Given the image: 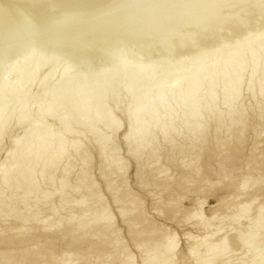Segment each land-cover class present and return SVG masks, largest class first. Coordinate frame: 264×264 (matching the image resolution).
Here are the masks:
<instances>
[{"label": "bare ground", "instance_id": "obj_1", "mask_svg": "<svg viewBox=\"0 0 264 264\" xmlns=\"http://www.w3.org/2000/svg\"><path fill=\"white\" fill-rule=\"evenodd\" d=\"M164 4H166L167 7H171L174 4H177V6L171 7L168 13H158L155 7ZM11 24H15L24 30V39L19 44L9 39L10 37L8 35L11 30L8 27ZM157 26H161V28L154 30L153 28ZM262 38H264V0H0V66L8 62L10 63V61L14 63V60L16 65L17 61H23L29 58L30 55H35L34 52H36V50V53H41L39 55L43 53L45 58L50 56V58L52 57L61 60V62H65L66 71L64 73L69 71V68H72L74 74L71 72L73 75L69 77L66 75L67 78L65 77L66 79L60 83V86L57 87L58 84H56L55 87H57V90L52 97L56 96L55 99L60 98V100L66 99V101L64 100L66 102H64L66 104V111L68 113L71 112V115L75 116L72 118V122L75 124H86L89 114L93 111H89V107L91 106L89 102L91 98L86 94L100 96L105 92V90L100 89L101 86H98L101 83V78L99 79V76L105 77L104 82L106 88H111L116 77L115 68L118 62H125V67L131 70H129L128 73V82H126V84L128 83V85H130V90L138 86L140 81H142L141 84L143 83L145 79V67L149 65L152 66L151 64L155 67L156 64L154 65V63H163L167 65L168 69L165 78L162 79L163 81L161 83L159 82L160 84L155 88L158 92L159 99L156 98L158 100H152V94L155 92L153 90L154 88L152 89L150 84H147L146 81H144L146 83L142 84V86L146 87L145 92L143 96L141 94V98L139 97L140 103L134 111V117L132 119L133 127H131L132 132L129 133V137H126L127 140L131 141L132 139L135 143V146L132 148L135 153L144 156V152L149 150L150 152L148 151L149 154H147L150 155V158L157 155L156 151L158 150L154 147V141L158 139H162L161 141L167 143V145L169 144L171 148L179 152H184L188 147H195L198 143H206L205 131L208 123L214 124L216 144L220 147L229 146L232 141L231 139H233L234 132L235 134L237 132L235 128H242L245 122H247V110L243 109V106L241 108L234 107L232 104L235 98L232 97H226L227 100L223 98L227 105V108L224 107L226 110H218L219 108L217 109L216 104H218L219 99L222 98L221 95H223V97L226 95L222 92H226L230 87H233L231 92L233 91L235 95L238 96L241 94L240 89L242 85L240 84L243 78L242 74L247 67V65H243L246 61L242 63L244 59H242L241 55H243L244 52L246 53V51L251 55L248 56L252 57L250 62V83L248 82L249 80L247 81L249 84L248 87L252 89L254 82L258 80L259 85L256 94L262 97V99L264 98V59L260 60L259 57L258 60L257 57H253L254 50L256 49L253 47V44L255 41H259L262 42L261 44L258 42L259 45L263 46V41H260ZM248 40H251V43H253L252 46H247ZM259 47L260 46H258V48ZM191 48L195 49V52L192 54H185V51ZM224 51H226V54L223 56L221 53ZM174 54L179 55L176 58L173 56ZM243 56V58L246 57L245 55ZM34 57L35 56H33V58ZM166 58H169V60H165ZM30 59L32 58L30 57ZM173 59H180L178 60V62L180 61L179 66L181 65V67H179L180 69L183 68L182 65L189 64L191 65L189 67L191 70L183 72L181 75H178V72L175 74V71L179 70V68L177 66L176 69L172 68V64L175 63ZM47 61L48 60H46V64ZM260 61L263 62H261L262 65L259 63ZM28 62L29 61L25 62V64ZM215 64L219 66L217 65V67ZM21 65L23 68V64ZM260 65L261 67H259ZM8 66L10 65H7V67ZM27 68L30 69L28 66L24 67L22 70L25 71ZM19 69L21 70V68ZM28 69L26 71H28ZM20 73L19 71L15 72L17 75ZM23 74L24 73H21L20 75L22 76ZM172 76H174L175 79H173ZM73 77L76 79L74 80ZM202 77L205 79L203 80ZM20 79L22 80L21 77ZM21 80H19V82ZM23 80L25 79L23 78ZM169 83H171V85ZM88 85L91 87L87 88ZM167 85L170 86L166 87ZM202 87H204V91L202 90L203 92L199 90ZM220 88L223 91H221ZM217 89L221 91V95L219 94L220 91L217 93ZM51 91H53V89ZM228 93V96L231 95V93ZM4 94H6L5 90ZM219 96L221 98H219ZM231 98L233 99L232 101L230 100ZM60 100L58 99V101ZM103 100L104 99H102V101ZM52 102L53 100L49 105H51ZM64 103L63 106H65ZM93 103L95 104V102ZM59 104L61 103L59 102ZM97 106L96 111L93 112H96V116H98V114L101 115L99 111L104 109L105 104L101 102L97 104ZM45 110L50 111L51 109H49L48 106ZM259 111H261L260 108ZM151 115H154V117H149ZM21 117L22 116H20V118ZM107 117L113 123L119 121L117 120L118 118L112 114H109ZM92 119L93 118H91V120ZM158 125L160 126L157 127ZM243 128L245 130V126ZM43 129L30 131V133L27 132L28 136L26 135L23 141L24 146H22L21 150L15 151L16 156L14 157V163L12 165H5L4 163L1 165L0 178L4 180L5 185L9 188L16 189L15 192L20 191L19 194L10 191L12 194L11 196L8 195V197L11 198L7 202V197L5 198L4 196L6 192L3 188V196L6 200L5 205L0 208V214L3 215V218L5 217L6 219L8 218V220L11 219L26 224L28 221H38L41 219L46 209L52 210V213L54 212L53 218H55L56 212H59V210H57L59 207L60 210H67L66 207L71 203L78 207V205L80 206L83 204L86 198L83 196L81 200H77L71 196L72 193L81 192L84 182H88L89 184L92 182L90 181L91 179L88 178L87 171H84L85 169L83 170L82 168L81 172H78L79 177L76 176L78 179L77 185H71L68 180L65 179L67 177L65 173V178L59 179L60 182H58V184H60L55 190L57 194H60L59 204L57 203V206L59 205L58 207H55L53 200L52 202L50 201V198H52L51 196L55 192L53 191L54 193H51L49 190L43 191L40 187L39 181L36 178L38 166H42L39 173L41 174L40 176H42L41 178H47L50 182L53 181L55 178H53L54 170L58 169L60 158L63 157L65 153H68L66 146L69 144V142L63 138L62 142H59L57 147H51V142L56 138L54 137L56 134L49 126H44ZM3 133L4 132H1L0 134ZM144 134L150 135L148 137L151 138L149 140H144ZM98 137L99 136H97V138ZM57 139L61 138H56L55 140ZM96 141L105 143L104 139L101 137ZM180 142L183 145H181ZM70 143L73 148L76 150L78 149L77 141ZM197 150L198 149H196V151ZM190 152L191 150L189 153ZM192 155L194 156L195 154ZM186 157L187 155L185 158ZM193 162L190 161L183 166L190 172L192 171L198 174V166L196 167ZM255 165L257 166H254V168L257 169L258 167V169H261L264 163L256 162ZM122 168L125 167H121L120 169ZM162 172L165 173L164 171ZM154 178L157 180L156 177ZM154 178L150 181H156ZM166 179H164L165 181H161V185L164 187H168V179ZM248 183L249 180L246 179V181L242 183V187H246ZM90 185L89 189H92L95 184L92 182ZM109 186V188L114 191L116 190L115 186L113 187L111 184ZM0 191V193H2V190ZM87 194H89V192H87ZM90 194V197L93 199V207L96 206L98 210L93 209L92 206L89 205L87 208L83 207L84 210L81 208L82 211H79L80 213H75L74 211L70 213L67 212L69 214L64 217L58 213L57 215H59V217H56L57 222L54 221V224L49 223L45 228L47 226L51 228L60 226L64 222L70 221V223L73 222L74 224H72V226L70 225V230L68 228V232L74 237L79 233H84V231L90 227V221L94 219L97 220V222L106 221L108 223L103 228L98 229L100 232H106L109 227H112V220L114 217L99 193L92 191ZM252 204L242 205L240 208L241 210L239 209L240 214H235L232 219L240 220L241 215L244 216L249 214ZM261 206L256 209L253 214L254 216L249 218L247 227L241 232H236L237 235L233 238L224 235V237L214 241L215 232L201 239H196L189 234L188 238L194 241L192 246H190V254L193 255L196 264H234L232 254L236 252L235 249H233L235 246L236 248L239 246L245 247L248 251V253L246 252L247 254L252 252L257 254L256 258L248 264H264V215L262 214L264 208ZM121 213L125 215L124 210H122ZM193 214L192 217L203 215L202 206L200 212ZM133 220H131L130 223H133ZM211 221L203 218L202 225L206 228H210L212 227ZM95 222L96 221H94V223ZM133 228L132 230H134ZM24 230L25 229H23V231ZM20 232V234H16L14 237L1 238L0 245H16L27 241L31 237L29 233H22L21 230ZM137 234L140 235V233ZM44 240L48 241L50 238L47 237L44 238ZM177 242L176 233L173 232V234L169 235L164 241H162V238L153 237L148 239L147 244L153 247L156 257H161L160 250L162 247L166 251L172 252L174 249H177ZM50 243L51 240L46 245ZM45 246L39 249V251L41 250L39 255L53 260L54 255L46 250ZM201 247H204L203 252L200 250ZM0 257V264H19L18 258L10 256L8 253L1 252ZM166 258L167 259H164L159 264H164L165 260L173 261L175 257L173 254H170ZM240 264L244 263L240 262Z\"/></svg>", "mask_w": 264, "mask_h": 264}, {"label": "rangeland", "instance_id": "obj_2", "mask_svg": "<svg viewBox=\"0 0 264 264\" xmlns=\"http://www.w3.org/2000/svg\"><path fill=\"white\" fill-rule=\"evenodd\" d=\"M176 6L177 4H174L171 7ZM171 7H167L166 4H164L155 7V10L158 13H168ZM8 28L11 30L8 35L10 37L9 39L19 44L24 39V30L15 24H11ZM160 28L161 26H157L153 29ZM261 40L264 43V38L260 39V41ZM255 42L253 44L251 40H248L247 46H252L253 44V47L256 49L258 46L263 47H259L260 49L258 48L257 51L255 49L253 55V57H257L258 60L259 57L260 60H263L264 45H259V43L261 44L262 42ZM36 52H34V58L30 55L32 59L29 57L23 60L24 62L22 60L17 61L16 65L14 60V63L11 61L10 63H6L10 65L8 67L6 64L0 66V133L4 132L0 134V172L3 163L5 165H12L14 163L16 152L22 149V146H24L23 141L30 131H38L37 129L42 130L44 126H49L56 134L54 137L61 138L57 139L58 141L54 138L51 142V147H57L58 143L62 142L63 138L69 142L68 146H66L68 153L63 155L64 158H60V165H58V169L55 168L56 170H54L53 178H55L53 181L55 183L53 181L50 182L47 178L45 179L43 177L45 180L41 178L42 176H40L41 174L39 173L42 166H38L39 169L37 168L36 170L38 172L36 178L43 191L49 190L51 193L55 192L51 196L52 198H50V201L52 202L53 200L55 207L59 206H57V203L59 204L60 194H57L55 190L60 184H58V182L65 178V174H67L65 179H67L71 185H77V177H79L78 172L85 169L84 171H87L88 178L95 184L92 189H89L92 182L90 184L84 182L81 192L78 191L75 194H71L72 198L77 200H81L83 196L86 197L83 204L77 207V205L75 206V204L71 203L72 205L69 204V206L66 207L67 210H60L59 207L57 209L59 210V215L64 217L73 211L78 213L84 210L83 207L87 208L89 205L92 206L93 209H97L96 206H94L95 208L93 207V199L90 197V193L96 191V193L102 196L114 218L112 220V227H109L106 232L98 231V229L108 224L106 221L97 222V220L92 219L90 221L92 224L90 223V227H88L84 233L82 232L72 237L68 231L70 230V225L72 226V224H74L73 222H64L60 226L52 228L47 226L48 228H45L47 224H54V221L57 222V218L59 217L56 212L55 218H57H53L54 212L52 213L50 209L44 211V218L43 215L41 217L42 220L28 221L26 224H22L20 221L8 220V218H3V215L0 214V239L3 237H14L16 234L21 233L20 230L22 233L25 232L31 235L27 241L16 245H0V253L5 252L10 256L18 258L19 264H159L164 259H167L166 257L170 254L174 255V260H165L164 264H196L193 255L190 254V246H192L194 241L188 238L189 234L196 239H201L215 232L214 241L224 237V235L233 238L237 235L236 232H241L247 227L249 218L254 216L253 214L258 207L262 205L261 207L264 208V166L261 169H258V167L257 169L254 168V166H257L255 165L256 162L264 163V98L262 99V97L256 94L258 92V80L254 82L252 89L248 87L251 73L250 62L252 60V57H249L251 56L249 55L250 53L248 54L247 51L246 53L244 52L243 55L246 56V59L241 55L242 59H244L242 63L246 61L243 65H247V69L245 68L242 74L243 78L240 84L242 85L240 89L241 94L237 96L233 91L231 92L233 87L227 89V91L230 90L228 91L229 93L227 91L224 92L220 88V90L223 91L222 93L226 94L223 97L221 91L217 89V93L220 91L219 94L221 93L220 95L222 97L219 96L221 99H219L218 104H216L217 109L219 108L218 110H226L225 108H227V105L224 102L227 100L226 97L235 98L232 104L234 107L241 108L243 106V109L247 110V122H245L244 125L245 130L243 128L244 126L242 128H235L237 132L236 134L234 132L235 137L233 136V139H231L232 144L230 143L227 147L218 146L216 144V135L214 134V124L208 123L207 125L210 127L206 125V143H198V147L197 145L195 147H188L191 150L190 153L188 148H186L184 152L175 151L169 144L167 145V143L161 141L162 139H158L154 141V147L158 150L156 151L157 155L150 158V155H148L150 152L149 150L144 152V156L135 153L134 149H132L135 143L132 139L131 141L127 140L126 137H129V133L132 132L131 127H133L132 119L134 117V111L140 103L141 94L143 96L145 92L146 87L142 86V84L146 82L150 84V87L152 89L154 88L153 90L155 91L152 94V100H158V92L155 88H157V85L165 78L168 69L167 65L163 63H154V65L156 64L155 67L153 64H151L152 66L149 65L150 67H145L144 78L146 80L144 79L142 84V81H140L138 86L132 88L133 92L130 90V85H128V83L126 84V82H128V73L130 69L128 70V68L125 67V62H118L115 68L116 77L111 88L108 87L107 89L104 82L105 77L99 76V79L101 78V83L98 86H101V90H105V92L101 94L103 97L101 95L95 96L94 94H86L91 98L89 102L91 104L89 111L93 110L92 112L90 111L91 113L88 111L90 113L88 119L90 120L87 119L86 124H75L72 122V118L75 116H72L71 112L68 113L66 111V99H64V101L60 100V98H56V100V96L52 97L55 95L54 92H56V88L67 78L66 75L68 77L73 75L74 70L69 68V71L64 73L66 71L65 62H61V60L52 57L50 58V56L46 57V59L43 53L39 55L41 53ZM194 52L195 49L191 48L189 50L187 49L185 54H192ZM225 52L226 51L221 54L224 56L226 54ZM178 55L179 54H174L173 56L177 58ZM46 60H48L47 64ZM165 60H169V58ZM178 60L173 59L175 63L172 64V68L176 69V66L178 68L181 67V65L179 66L180 61L178 62ZM27 61H29V64H25ZM261 62L262 61L259 63L261 64ZM20 63L23 64V68ZM27 65L30 69L27 68L28 71H26L27 69L25 71L22 70L24 67H28ZM215 65L217 66L218 64ZM261 65L259 67H261ZM182 66V69L179 68V70L174 73L177 74L178 72V75H181V73L183 74V72L191 70V68H189L191 65L189 64ZM19 68H21V70ZM18 71L24 74L22 76L20 75L21 73L19 75L15 74V72ZM71 72H73V74H71ZM172 78L175 79L174 76H172ZM202 78L203 80L205 79L204 77ZM17 79L21 80V83ZM73 79L75 80L76 78L73 77ZM56 84H58L57 87H55ZM169 84L171 85V83ZM89 85L87 88L91 87ZM169 86L167 85L166 87ZM203 88L204 87L199 90L204 91ZM52 89L53 91H51ZM4 90L6 94H4ZM227 93H231V95L228 96ZM223 98L225 100H223ZM232 98L230 99L231 101L233 100ZM58 99L60 101H58ZM102 99L104 100L102 101ZM52 100L53 102L49 105ZM59 102L61 104H59ZM93 102H95V104ZM101 102L105 104V107L99 111L101 115L98 114V116H96V112H93L96 111V107H98L97 104ZM63 103L65 106H63ZM48 106L49 109H51L50 111L45 110ZM259 108L261 111H259ZM109 114L117 117L119 121L117 123L110 121L107 117ZM20 116L22 117L20 118ZM149 117H154V115ZM91 118L93 119L91 120ZM159 126L160 125L157 127ZM97 136L103 138L105 143L96 141L99 138H97ZM148 136L150 135L144 134V140H149L151 138ZM73 141L78 142V153L70 143ZM196 149L198 150L196 151ZM192 154L195 155L193 156ZM186 155L187 157L185 158ZM188 159L192 162L194 161L193 163L196 167L198 166V174L192 171L190 172L183 166L190 162ZM121 167L125 168L120 169ZM154 177H156L158 181ZM152 178L156 181H150ZM164 179L167 180L168 187L161 185V181H165ZM246 179L249 180V183L246 187H242V183L246 181ZM3 184L5 185L4 180L0 178V190H2V193H0V208L5 205L6 200L7 202L9 201L11 197L9 198L8 195L11 196V192L20 193V191L15 192L16 189L9 188L6 185L4 187ZM110 184L113 187L115 186L116 190H118H115V192L113 189L109 188ZM3 188L6 192L4 195L5 198L7 197L6 200L3 196ZM87 192H89V194H87ZM244 204H252L250 213L244 216L241 215L240 220L232 219L235 214H240V208ZM201 206L203 215L196 216L197 218L192 217L194 212H200ZM122 210L125 211V215H122ZM262 214L264 215V209L262 210ZM92 217L96 218L95 216ZM203 218L210 221L212 220V227L206 228L203 226ZM93 220L96 222L94 223ZM131 220H133V223H130ZM22 228L25 230L23 231ZM132 228L134 230H132ZM173 232H175L177 236V249L168 252L162 247L160 250L161 257H156L153 247L147 244L148 239L159 237L164 241L169 235H172ZM137 233H140V235ZM47 237L51 240V243L48 245L46 244L50 242V240H44V238ZM42 246H45V249L54 255L53 260L39 255L41 251H39V249L42 248ZM239 247L236 248L235 246L233 248L236 251L232 254L234 264H240V262L248 264L256 258L257 254L255 252L247 254L248 251L245 247ZM200 250L203 252L204 247H201Z\"/></svg>", "mask_w": 264, "mask_h": 264}]
</instances>
